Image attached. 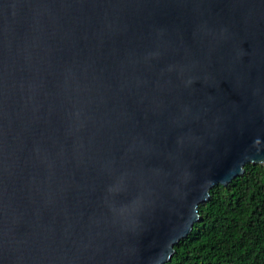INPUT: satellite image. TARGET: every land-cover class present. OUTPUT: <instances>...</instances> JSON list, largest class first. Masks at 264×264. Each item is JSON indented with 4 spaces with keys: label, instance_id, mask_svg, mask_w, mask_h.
<instances>
[{
    "label": "water",
    "instance_id": "water-1",
    "mask_svg": "<svg viewBox=\"0 0 264 264\" xmlns=\"http://www.w3.org/2000/svg\"><path fill=\"white\" fill-rule=\"evenodd\" d=\"M246 164L264 0H0V264H165Z\"/></svg>",
    "mask_w": 264,
    "mask_h": 264
},
{
    "label": "trees",
    "instance_id": "trees-1",
    "mask_svg": "<svg viewBox=\"0 0 264 264\" xmlns=\"http://www.w3.org/2000/svg\"><path fill=\"white\" fill-rule=\"evenodd\" d=\"M209 194L165 264H264V165L246 164Z\"/></svg>",
    "mask_w": 264,
    "mask_h": 264
}]
</instances>
